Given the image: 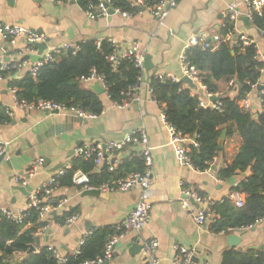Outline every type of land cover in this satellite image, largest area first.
<instances>
[{"label":"crops","instance_id":"0c3cea01","mask_svg":"<svg viewBox=\"0 0 264 264\" xmlns=\"http://www.w3.org/2000/svg\"><path fill=\"white\" fill-rule=\"evenodd\" d=\"M234 0H178L177 5L168 11L165 19L155 17L144 11L125 17L114 13L99 18H89L75 2L68 0L55 3L51 0H0V23L19 25L29 31L44 32L48 35L50 46L62 47L66 44L78 45L88 39H108L116 41L122 50L139 44L145 55L151 56L156 69L155 75L181 78V57L192 36L200 34L215 42L225 25V11ZM240 29L256 44L260 60L264 61V36L253 25L247 29L240 23ZM24 38L10 45L13 51H21L22 57L35 55L25 52ZM19 57V56H17ZM28 73L18 71L12 77L18 78ZM264 83V71L262 76ZM6 82L0 81V102L9 106L14 115L10 122L0 124V143L7 144V154L0 163V208L14 212L23 210L28 197L14 186V176L26 174L39 158H45L49 165L42 166L37 173L28 178L34 189L47 183L55 174L52 169L59 164H71L77 157L75 150L83 144L103 145L104 142H120L125 134L144 127L149 137L153 163L152 185L150 188V221L140 233L131 231L115 248L111 264H142L143 251L132 253V245L137 241L158 239V264H173L176 254L175 245L195 249L197 264H222V255L226 249L237 248L264 250V221L253 227L235 229L229 234L241 238L236 246L229 244L227 233H217L211 224L200 228L188 209L183 207V189L208 196L215 201L227 198L232 186L219 176V168L234 161L242 145L240 135H227L224 149L215 157V165L205 170L187 166L176 155L175 148L169 143L168 129L160 119V104L150 94V74L145 70L139 89L124 108H119L106 93L101 94L104 109L93 119L76 118L69 113L25 110L16 107ZM253 111L261 110L260 90L255 87L248 94ZM246 95V96H247ZM218 96V95H217ZM209 106L213 102L207 100ZM59 124L62 126L58 129ZM68 126V129H67ZM227 130V129H226ZM81 142L78 144V142ZM140 145H126L117 152L121 160L140 157ZM11 160L9 166L5 160ZM46 163V162H45ZM103 166L96 168L100 169ZM98 171V172H99ZM236 184L243 175H234ZM235 184V185H236ZM83 191L76 187L56 186L49 196L68 198L65 211L77 208L78 219L71 225L57 224L53 218L62 215L49 214L45 221L48 228L35 237H40L41 247L53 246L63 256L74 254L85 233L97 229L118 226L135 209L142 191L137 187L121 192H109V198L82 196ZM48 196V198H49ZM244 197V195H243ZM48 198L45 202H48ZM245 198V197H244ZM192 208L196 203L190 202ZM87 222L93 227L86 229ZM117 231V230H116ZM36 242V241H35ZM118 242V243H119ZM35 252V253H36ZM16 259L27 258L18 253Z\"/></svg>","mask_w":264,"mask_h":264},{"label":"trees","instance_id":"16d2710c","mask_svg":"<svg viewBox=\"0 0 264 264\" xmlns=\"http://www.w3.org/2000/svg\"><path fill=\"white\" fill-rule=\"evenodd\" d=\"M68 1V0H64ZM83 9L95 0H75ZM114 7L135 11L129 0H110ZM147 6L156 5L159 0H144ZM257 29L264 30V8L261 15L254 17ZM233 25L225 20L221 34L228 33ZM211 42V41H210ZM240 39L220 42L216 48H203L202 45L191 46L186 54L189 62L200 72L203 81L212 95L220 99L216 106H201L199 92L163 75L150 77V89L159 104L165 107L167 117L183 134L190 136L189 154L194 167L205 170L215 165V157L221 152L218 141L224 129L227 135H240L242 145L234 161L219 168V176L228 181L234 175H243L232 191L244 195L245 203L237 207L235 203L224 198L216 201L213 210L219 218L211 226L217 233H231L235 229L253 227L264 218V83L262 84V68L264 61L256 58V44L240 49ZM214 42H211L213 45ZM76 54L61 53L57 60L43 66L36 76L30 72L22 77H12L8 85L17 88L19 101L28 103L39 99L63 103L69 107L80 106L85 111L99 115L104 109L101 96L82 82V78L96 69L105 76L109 98L122 103L130 101L135 95L128 94L130 87L138 84L144 71L136 66L133 59L126 58L113 68L108 57L114 46L102 40L97 46L96 39L80 42ZM16 73V72H14ZM11 73V75H14ZM259 84L263 87L261 94V110L243 109L241 100ZM255 115L258 117L255 118ZM6 107L0 102V124L10 122ZM196 143L198 146H196ZM70 169H63L57 182L58 186L75 187L73 175L77 170L89 174L90 182L99 186L112 184L115 180L129 173L143 171L144 162L141 157L123 160L115 171L103 166L95 171L93 159L85 160L74 157ZM60 198L49 196L47 204H56ZM78 214L77 208L64 211L53 220L65 225L68 217ZM35 210L18 223L1 215L0 219V264H61L54 253L47 247H41L27 258L16 259L18 253H25L30 244H34L35 233L46 223L40 222ZM117 233L115 227L97 229L90 233L79 253L67 254L64 264H84L98 260L105 253L109 240ZM222 264H264V250L243 251L237 248L226 249L222 255Z\"/></svg>","mask_w":264,"mask_h":264},{"label":"built area","instance_id":"2783aa9c","mask_svg":"<svg viewBox=\"0 0 264 264\" xmlns=\"http://www.w3.org/2000/svg\"><path fill=\"white\" fill-rule=\"evenodd\" d=\"M55 3H64V0H51ZM130 5L135 11L124 10L120 7H114L110 0H95L88 5V8L85 9L86 15L91 18H99L102 16H109L110 10H114L115 13L122 14L125 17L133 16L134 14L141 13L144 11L151 12L155 17L159 19H165L168 15L170 8L177 5L178 0H159V2L154 6H147L144 0H129ZM264 8V0H234L231 2L225 11V20H228L233 25V28L226 34L220 35L216 38V41L213 45L211 42L203 35L197 34L191 37L188 42L186 49L184 50L181 57V66H182V75L189 77L197 86V89H193L196 92H199V104L201 106H209L207 100L213 96L209 90L206 83L203 81L199 70L192 65L188 58L186 51L189 47L195 45H202L203 48H216L220 42H228L235 39V36L238 34L240 39L242 51L245 50L247 46L254 44V41L245 34V32L240 29V23H243L240 20L241 16H247L249 20L254 25V17L256 15H261ZM244 25V24H243ZM260 30L262 36H264V30ZM24 38L26 46L23 50V53H38V48L36 44L46 43L47 47L40 55V59L36 62H33L29 56L21 58V51H13L9 47L10 45L15 44L18 39ZM48 35L44 32L38 31H29L24 29L19 25H8L0 23V81L9 83L10 74L25 70L30 72L33 76H36L39 70L47 65L55 62L57 56L61 53H72L76 54L79 51V45L66 44L62 47H54L48 44ZM113 46V52L108 57L109 61L113 68H116L119 62L123 59L130 58L133 59L136 63V66L139 67L142 71L144 69V57L145 53L141 50L139 44L133 45L131 48L122 50L116 44V41L108 38L107 39ZM97 46H100L102 39H96ZM32 55V54H31ZM19 56V57H17ZM256 58L260 59L259 52H256ZM264 67L262 68V72ZM163 77V75H160ZM182 76V77H183ZM172 78L174 81L180 82L181 78L174 76H167ZM142 78L140 82L130 87L128 94H135L139 89ZM82 82L87 86L94 82H99L105 89V93L108 95V88L105 81V76L97 73L96 69H92L91 73L82 78ZM184 84V83H183ZM188 87L187 84H184ZM11 92L16 107H20L25 110H42L46 112H53L58 110L59 112L69 113L76 118L88 120L96 118L98 115L89 113L85 111L80 106L69 107L63 103L48 101L39 99L35 102L28 103L26 101H19L16 94L17 88L8 87ZM150 94L153 96V91L150 89ZM260 92V98H261ZM154 97V96H153ZM155 99V98H154ZM156 100V99H155ZM157 101V100H156ZM262 101V99H261ZM158 102V101H157ZM219 102V101H218ZM119 108H124L128 105V101L122 103H116ZM216 103H213L212 106H216ZM240 106L243 109L249 110L251 104L248 98V95L241 100ZM10 117L14 115L13 110L9 106H5ZM160 119L163 125L168 129L170 140L169 143L175 148L176 155L184 164L190 167H194L192 159L189 154L188 143L191 138L188 135L183 134L182 131L177 129V127L169 121L165 107L160 104ZM126 145H140L142 149L139 152V156L143 159L144 170L129 173L127 176L115 180L112 184H102L99 186L93 185L90 182L89 174L77 170L73 175V183L76 188L80 191L99 189L103 192H115L121 191L126 192L134 188H141L142 194L139 202L137 203L135 209L126 217L118 226H116L117 233L109 240L106 245L105 253L102 258L98 260L87 261L84 264H101L104 261L110 260L113 257L116 245L122 238L129 232L134 231L140 233L142 228L148 224L150 221L151 215V202H150V188L152 185V151L149 144V137L146 132V129L142 126L136 130H132L125 134L123 139L120 142H110L107 143L106 148L103 145H92V144H83L76 148L75 153L78 157L84 158L85 160L93 159V162L97 167L107 166L110 171H115L123 163V160L117 157V152L120 151ZM196 146L198 144L196 143ZM4 154H7V144L0 143V157ZM45 158H39L33 164V166L27 170L24 175H15L14 180L16 184L26 185L28 184V178L25 175L32 177L34 176L38 169L45 165ZM71 164L63 166L55 172L54 176L47 182L39 187L35 188L28 198L25 208L19 212H14L6 208H0V219L1 215L7 216L9 219L15 220L18 223L23 222L25 217L30 215L31 210H35L39 214V221L45 222L49 217V214L56 212V214L65 211L68 198H63L59 200L56 204H47L45 199L52 194L55 187L58 186V178L64 174L63 169H70ZM183 198L182 205L188 209L189 214L193 217L196 224L203 228L209 223L212 224L219 218L213 210L215 200L208 196H202L197 192L190 191L187 189L182 190ZM231 199L237 207H242L245 203L243 194L237 191H232L227 197ZM193 199L194 202L198 205L197 208H192L190 202ZM78 219L77 215L70 216L66 219L65 225L69 226L73 224ZM264 221V218L257 221L260 223ZM256 223V224H257ZM46 224L42 229L36 232L34 235L38 236L40 233L44 232L48 228ZM90 233H85L79 242V249L76 253L80 252L81 246L85 243L86 238ZM142 251L145 255V260L142 264H158L160 262V257L158 255L159 241L158 239H150L142 241ZM176 254L173 258V264H197L194 262L195 258V249L185 248L179 245H175ZM55 255L56 259L64 264L67 261V257L63 256L59 250L53 246L48 247Z\"/></svg>","mask_w":264,"mask_h":264},{"label":"water","instance_id":"95a60500","mask_svg":"<svg viewBox=\"0 0 264 264\" xmlns=\"http://www.w3.org/2000/svg\"><path fill=\"white\" fill-rule=\"evenodd\" d=\"M72 2H75V0H71ZM114 10H110V14H114ZM240 20L243 22L245 28L247 29H251L253 28V24L252 22L249 20V18L247 16H241ZM239 35L237 34L235 36V39H238ZM37 48H38V53L35 55H30V58L32 59L33 62H36L40 59V55L42 54V52L46 49L47 44L46 43H41V44H36ZM144 69L150 74V77L153 76L154 74H156V69H154V65L151 61V56L149 54L145 55L144 57ZM180 82L187 84L189 88L191 89H197L196 84L187 76H183L180 79ZM263 87L262 84H259L257 86V89L261 90ZM88 88L92 89L93 91H95L97 94L101 95L103 93H105V89L104 87L99 83V82H94L92 84L88 85ZM220 99L219 96L217 95H213L210 100L215 103ZM54 113H59L58 110L53 111ZM258 116L255 115V118H257ZM58 129H61V125L59 124V126H57ZM68 129V126H67ZM227 137V130L224 129L221 133L220 139L218 141V149L222 150L225 147V140ZM81 142L79 141L78 144H80ZM107 146V142L103 143V147L106 148ZM5 155H2L0 157V163H2L4 161ZM6 163L9 166H12V162L11 160L7 159L5 160ZM47 161H49L47 159ZM46 161L45 166L49 165V163ZM64 164H59L58 166L54 167L52 170L53 171H58L59 169L63 168ZM95 171H99V168H96ZM20 175H24L23 172H21ZM25 177L30 178L29 176L25 175ZM237 178L236 176H232L229 179V183L231 186H234L236 184ZM17 190L21 191L26 197H30L31 192L34 190V186L31 183H28L26 185H15L14 186ZM82 196H93V197H100L102 199H108L110 196L109 192H103L99 189H93V190H85L82 193ZM47 200V199H45ZM192 203H195L193 199H190ZM51 215H56V212H52ZM93 227V225L90 222H87L86 224V229L91 230ZM228 240H229V244L233 247L239 244L241 238L238 237L236 234H229L228 235ZM36 242L34 244H30L29 245V249L27 250V252L24 253L25 257L30 256L31 254L35 253L37 251V247L40 245V237H36ZM141 240H137L133 245H132V253L133 254H137L140 251H142L143 245L140 242ZM122 245L121 242L117 243V247H120ZM194 262L198 263V258H194ZM101 264H111L110 261H104Z\"/></svg>","mask_w":264,"mask_h":264},{"label":"bare ground","instance_id":"6f19581e","mask_svg":"<svg viewBox=\"0 0 264 264\" xmlns=\"http://www.w3.org/2000/svg\"><path fill=\"white\" fill-rule=\"evenodd\" d=\"M66 2V1H65ZM49 44V43H48Z\"/></svg>","mask_w":264,"mask_h":264}]
</instances>
